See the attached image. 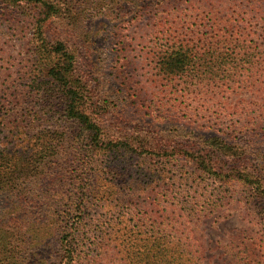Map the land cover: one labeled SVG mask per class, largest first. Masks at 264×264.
I'll return each mask as SVG.
<instances>
[{
	"label": "trees",
	"instance_id": "obj_1",
	"mask_svg": "<svg viewBox=\"0 0 264 264\" xmlns=\"http://www.w3.org/2000/svg\"><path fill=\"white\" fill-rule=\"evenodd\" d=\"M182 1L0 0L12 6L3 7L6 11L21 18L14 24L18 28L22 24L31 32L30 56L34 67L27 75L19 77L30 76L27 85L14 80L15 77L12 82L3 83L0 89V124L10 116V112H13L12 116L17 114V120L30 119L33 126H39L45 116L49 119L58 116L63 125L57 124L52 131L54 134L49 136L59 137L61 141L58 144L49 141L42 146V151L53 154V150L57 151L62 144L67 148L68 132L73 135L71 142L74 144L71 147L77 148V152L79 150L74 161L75 165L78 164L79 173L77 170L72 173L71 183L78 193L76 210L67 213L63 219L60 264H100L109 256L114 230L112 224L116 222H110L109 228L104 231L97 227L100 233L93 230L95 222H102L104 218L103 214L92 217L90 210L94 206L119 209L121 213H125L126 209L137 212L133 213L131 223L125 225L134 223L133 230L140 237L136 238L132 248L116 251V256L122 252V260L128 264H224L220 260H228L226 264H264V104L259 106L261 109L256 114L253 111L241 112L243 122L238 120L227 125L226 129L216 130L213 135H197L192 130L188 131L191 138L184 142L173 141L172 138H176L173 134L154 143L141 131L121 129L109 122L106 117L110 109L108 101L105 102L88 78L78 76L79 53L88 45L87 40H83L85 46L80 44L79 36L82 35V25L88 23L90 17L95 18L92 23L96 19L113 22V36L119 38L115 50L117 53H129L132 27L146 19L147 22L159 19L156 9L166 14L171 6H179L173 4ZM246 1L257 2L254 9L264 12V7L260 5L264 0ZM125 4L133 12L125 14ZM210 20L208 23L184 26L174 24L167 31L163 23L156 24L161 36L151 53L157 55L156 75L159 81L169 84L178 82L186 84V87L198 85L199 81L208 85L218 78L217 72L211 68L218 65L221 68L223 63L232 59L237 63L244 60L243 57L247 58L248 53L264 52L245 42V31L239 26L233 25L234 29L229 30L221 27L218 19ZM259 38L264 41V32ZM119 58L115 67L118 74L125 66L124 56L119 55ZM250 63L245 61L246 65ZM240 68L239 64L231 69L226 67L220 74V81L240 84L241 81H237ZM256 70L255 75L264 76L260 62H257ZM201 91H206L205 86ZM183 96L184 93L178 98ZM27 97L33 99L34 107L22 104L17 107L15 100ZM10 104L13 106L6 110L5 107ZM162 113L159 115L162 120L168 121V117H173L169 110ZM1 132L5 134L4 130ZM8 132L7 138H10L12 131ZM178 135L186 138L183 134ZM1 154L0 166L8 169L12 157L7 153ZM33 163L35 161L31 157L27 165L17 163L16 167L24 171ZM56 163H60L59 157ZM174 168L182 173V177L187 171L193 174L198 183L196 186L203 188L204 198L197 199L188 209L192 211L190 215L194 217L191 220L195 226L207 228L212 222L211 227L227 222L234 215L221 207L228 205L230 210L239 211L247 222L245 231L239 230L230 236L227 243L221 242L217 246L221 250L217 257L219 263L214 261L217 249L209 245L206 236L197 235V229H194L192 238L177 236L171 243L168 230L160 229L161 223L152 214L155 210L152 206L156 204L153 192L164 186L165 179ZM202 180L208 185L199 183ZM205 189L209 196L205 195ZM97 196L98 201L93 203ZM107 211L110 212V209ZM162 223L166 224V221ZM88 231L100 238L95 245L94 250L98 252L95 256H88L86 251ZM142 236L145 238L142 239Z\"/></svg>",
	"mask_w": 264,
	"mask_h": 264
},
{
	"label": "rangeland",
	"instance_id": "obj_2",
	"mask_svg": "<svg viewBox=\"0 0 264 264\" xmlns=\"http://www.w3.org/2000/svg\"><path fill=\"white\" fill-rule=\"evenodd\" d=\"M256 4L257 2L250 3L246 0H183L181 3L173 4L179 6H171L166 14L156 9L155 13L157 18L160 16L159 19L150 22L146 19L130 29L129 41L132 47L129 53H117L115 50L119 38L113 36V22L96 19L92 23L95 18L90 17L89 24L82 25V35L79 36L78 42L85 46L83 40H87L88 45H86L87 49L81 48L82 53H79L78 76L88 78L105 102L108 101L110 109L106 117L109 122L118 125L121 129L141 131L143 136L154 143L157 140H165L166 136L171 137L173 134L176 135V138H172L173 141L184 142L191 138L188 131L192 130H195L197 135H213L216 130L226 129L229 124H234L236 121L243 122L241 112L253 111L256 114V111L261 109L259 106L264 104V76L259 77L255 73L257 62H260L264 68V52L248 53L247 58L243 57L244 60H238L237 63L232 59L223 63L221 68L220 65L211 68L217 72L218 78L208 85L200 81L198 85L191 87L178 82L169 84L166 81H159L156 75L158 74L157 55L151 53L152 47L156 48L161 36L157 32L156 24L163 23L167 31L174 24L184 26L192 23H208L212 21L211 18L218 19L220 26L229 30L234 29L233 25L239 26L245 31L243 32L244 38L247 39L245 42L263 51L264 41L259 36L264 32V16H261L264 12L254 9ZM125 5V14L133 12L131 7ZM260 5L264 7V2ZM8 6L12 8L11 5L0 2V89L3 83L12 82L14 77V80L27 85L30 76L22 79L19 77L27 75L34 68L30 56L31 32L23 28L22 24L19 28L14 24L21 18L15 17V14L3 8H9ZM186 28L183 30L185 31ZM119 55L124 56L125 63L120 74L115 68L120 59ZM247 60L251 63L246 65ZM237 64L242 67L237 78V81H241L240 84H225L220 81L222 78L220 74L226 70V67L231 69ZM204 86L206 91H201ZM188 88L191 91H184ZM183 93L185 96L178 98V95ZM33 102L29 97L15 100V103H18L17 107L22 104L32 108ZM12 106L10 104L5 109ZM245 109L248 111H244ZM165 110H169L170 116H173L168 117V121L162 120L159 116L164 114L162 111ZM12 115L13 112H10V116L5 117L6 120L0 124V130L5 132V134L0 133V157L3 156L1 153H7L12 157L8 169L0 166V181H2L0 183V264H60L63 219L67 213L76 210L78 193L71 183L72 173L78 168V164L75 165L74 161L75 154L79 150L77 152V148L71 147L74 144L71 142L73 135L68 132L67 148L62 144L57 151L53 150V154L42 151V146L49 141L57 144L61 141L59 137L49 136L54 134L52 131L57 124L63 125L58 116L52 119L45 116V120L38 123L39 126H33L30 119L17 120V114ZM10 130L11 136L7 138ZM178 134H183L186 138L179 137ZM31 157L34 158L35 163L24 171H19L16 167L17 163L27 165ZM57 157L60 158L58 165ZM104 158L107 160V157ZM51 160L52 163H49ZM50 168H52L51 173ZM192 175L187 171L182 177V173L174 168L172 174L165 179L164 186L153 192L156 204L152 206L155 209L152 214L161 223L159 228L168 230L167 236L171 243L177 236L192 238L194 229H197L196 231H199L197 235L206 236L209 245L217 249L214 261L219 263L217 257L220 256L221 250L217 246L221 245V242L227 243L230 236L239 230L245 231L247 222L242 219L239 211L230 210L228 205L221 207L227 209L229 211L227 213L234 215L227 222L214 224L211 227L212 222L207 228L195 226L191 220L194 218L190 215L192 211L188 209L197 199L204 197L203 188L200 185L196 186L198 183ZM104 183L110 185L109 182L104 181ZM199 183L208 185L204 180ZM207 191L205 189V195L209 196ZM98 198L99 196L95 197L93 203L97 202ZM108 209L110 212L107 211ZM90 212L92 217L104 215L102 222H95L93 230L98 231L97 227H99L104 231L105 228H109L110 222H116L112 224L114 230L110 239L109 256H106L100 264H128L122 260V252L116 256V251L132 248L136 238L140 237V234L133 230L134 223L131 226L125 225L131 223L133 213L137 212L126 209L125 213H121L119 209L111 210L106 206L98 208L94 206ZM164 220L166 224L162 223ZM96 235L88 231L85 239L88 256H95L98 253L94 250L100 239ZM143 238L145 237L142 236ZM227 262L228 260H220V263Z\"/></svg>",
	"mask_w": 264,
	"mask_h": 264
}]
</instances>
